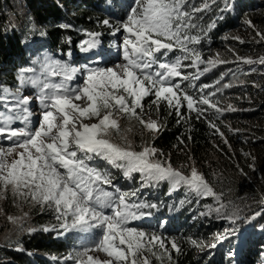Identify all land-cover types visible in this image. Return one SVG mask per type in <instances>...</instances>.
Returning <instances> with one entry per match:
<instances>
[{
	"label": "snow or ice",
	"instance_id": "obj_1",
	"mask_svg": "<svg viewBox=\"0 0 264 264\" xmlns=\"http://www.w3.org/2000/svg\"><path fill=\"white\" fill-rule=\"evenodd\" d=\"M211 3L215 4L216 0ZM233 6V0H223L218 19L223 20V13L231 11ZM209 7L207 0L199 7L192 0H133L117 24L107 19L101 22L112 29V35H123L117 46L121 62L101 67V63L109 62L111 52L100 47L101 33L88 32L90 38L79 47L82 52L100 48L94 53L99 58L96 66L76 67L45 57L34 61L32 67L21 69L15 92L5 89L0 94V142L7 141L0 143V198L10 191L21 202L54 211L57 224L51 230H58L59 235L99 230L98 239L91 245L64 257L66 264L67 261L72 264H152L151 257L161 259L168 252L167 238L155 231L149 233L131 226L133 221L151 216L145 209H154L157 205L134 199L137 191L115 187L111 171L96 166L94 161L105 162L121 171L128 180L138 174L141 187L168 182L173 189L183 185L197 196L221 201V196L196 168L185 174L164 160L163 153L151 144L137 150L121 134L119 125V118L126 117L153 134L159 133L158 121L145 119L143 101L151 96L153 104L165 103L175 113L178 124L186 119L182 111L186 107L190 113H196L197 119H206L208 126L224 137L216 120L225 112L237 109L232 104L221 107L220 101L213 99L219 88L205 90L220 84L227 73L212 85H197L195 81L219 64L264 65V57L254 61L229 49L235 60H225L219 53L205 58L198 46L217 26V20L204 25L198 23L203 19L198 14ZM244 23L255 29L250 20ZM256 35L264 40V33L256 30ZM176 51L180 55L166 59ZM183 69L195 71L184 72ZM78 75L83 83L73 86L71 82ZM231 86L223 84L224 89ZM25 88L33 89L34 95H24ZM33 100L38 111L32 107ZM209 112L215 119L208 117ZM224 142L227 143V139ZM249 167L254 168V164ZM209 210H214L217 218L228 221L231 227L216 233L211 244L189 238L188 242L201 250L215 249L232 239L239 242L247 226L264 217V210L242 216L239 208H229L223 203L215 209L209 206ZM26 217L27 213L8 219L22 225ZM34 230L28 229L29 232ZM260 230L264 231V225H260ZM167 243L180 251L175 239ZM158 249L163 251L158 254ZM99 253H103L104 258L97 255ZM168 258L171 259L170 255Z\"/></svg>",
	"mask_w": 264,
	"mask_h": 264
},
{
	"label": "trees",
	"instance_id": "obj_2",
	"mask_svg": "<svg viewBox=\"0 0 264 264\" xmlns=\"http://www.w3.org/2000/svg\"><path fill=\"white\" fill-rule=\"evenodd\" d=\"M128 1L0 0V94L5 89H17L18 70L39 60V56L43 54H72L77 61L78 45L89 38L86 34L88 32L101 33L99 39L107 44L114 38L112 29L101 22L107 19L114 25L117 19L124 18L123 5ZM13 2L22 10L20 18L17 17L14 23L9 17V13L15 9ZM203 2L205 0H201L196 6H201ZM207 2L209 10L198 14L203 17L198 23L207 25L215 19L217 26L198 46L203 53L210 48L220 47L224 41L221 36L225 32L230 31L239 21L245 20L248 12L263 5V1L259 0H233L232 10L223 13L224 19L219 20V7H223V0H216L215 4L211 0ZM115 11L120 13L116 14ZM30 44L32 48L28 47ZM238 68L231 72L232 79H237L231 87L224 89L217 84L214 88L205 90L216 91L219 88L220 91L216 92L213 99L219 100L221 107L232 104L237 109L225 112L216 120L217 126L224 133L223 138L208 126L206 119H197L196 113H190L186 107L182 109L186 119L178 124V117L165 103L157 106L152 103V99H144L143 103L146 107L154 108L162 122L161 131L149 141L163 153L164 160L176 166L175 168L186 171H189L190 160L208 163V167L212 169L206 168L202 173L214 192L217 195H223L225 191L231 193L232 200L237 202L235 207L239 208L242 216H247L264 210V98H261L264 96V87L260 89L255 86L257 83H264V73L257 67L248 73L238 72ZM219 69L217 65L195 83L214 84L220 79ZM242 82L244 85H241ZM246 95L250 99H244ZM208 117L215 119L211 112ZM225 139L227 143L224 142ZM252 164L254 168L249 167ZM215 169V172H219L218 177H214L215 172L212 173ZM118 174L119 172L113 175L115 185L122 189L123 185L130 184L131 192L137 191L134 199L156 204L155 210L161 219L170 217L178 225L180 233L174 226L176 232L168 231V236H162L167 238L166 243L167 240L175 239L180 251L170 248L164 255L166 262L156 260L153 264H264V258H259L260 250L264 249V231L260 230V225H264V217L258 218L245 231L250 239L244 249L234 250V241L228 240L215 249L197 254L189 244V238L208 240L217 225L207 215L201 214L207 204H210L209 198H201L184 186L173 189L168 182L141 187L140 177L121 181ZM7 195L0 198V201L11 200ZM52 220L49 212L36 214L32 220L34 227H30L34 231H27L12 244L0 245V264H66L64 257L74 251L82 233L59 235L58 230L48 227ZM45 228L50 230L44 231ZM86 234L87 237L93 235ZM230 253L234 255L230 256ZM169 255L171 259L168 258ZM67 264L72 262L67 261Z\"/></svg>",
	"mask_w": 264,
	"mask_h": 264
},
{
	"label": "rangeland",
	"instance_id": "obj_3",
	"mask_svg": "<svg viewBox=\"0 0 264 264\" xmlns=\"http://www.w3.org/2000/svg\"><path fill=\"white\" fill-rule=\"evenodd\" d=\"M200 1L201 0H192V3H194L195 5H199ZM259 1H263L262 7L257 9V10L248 12V15H245V17H244L245 20H250L251 23L253 25H255V29H253L252 27H249V25L245 24L244 23L245 20L239 21L238 24L233 26V28L230 31L225 32L223 34V36H221V38L224 41L222 42L220 47H218L216 49L210 48L209 51L203 53L205 58H208L209 56L214 57L217 53H219L220 56L225 60H229V61L235 60V57L233 56L232 52L229 51V49H234L235 53L238 54L242 58H251L254 61L259 60L260 57H264V40H260V38L256 35V30H259L260 32L264 33V0H259ZM12 5L15 7V9H14L15 13H14V11H11L9 13V17L13 21L12 23H14L16 21L17 17L20 18L22 10L18 5H16V2H13ZM117 22H118V20L115 21V24H117ZM119 35L121 36V34H119ZM225 37H228V39H225ZM236 37H238L239 40L235 39ZM241 40L243 41V43L240 42ZM28 47L32 48V45L30 44ZM82 60L85 61L87 59L83 58ZM118 62H121V61L120 60L117 61L116 58L113 57L109 66H113L115 63H118ZM100 66L103 67L105 65H100ZM218 67L220 68L218 71L220 77L223 73H227V75L224 77V79L220 82V85H222V86L224 83H230L231 85H233L234 83L237 82V79H232L233 76L231 73L237 67H239L237 70L238 72L243 71V72L248 73L249 71H251V69H254L255 67H257L259 70H261V72L264 73V65H261L259 63L247 65V64H243L242 62H237V63H229V64H219ZM229 69H231L232 71H229ZM193 71H194V69H193ZM75 80H73L71 82L73 86L76 84ZM241 85H244V82H242ZM255 86L260 87V89H261L262 87H264V83H261V84L257 83V84H255ZM9 91L15 92L16 89H11ZM207 91H213V89H210ZM23 94L28 95L29 92L26 90L23 92ZM150 98L154 99V97H151V96H150ZM261 98H264V96L262 95ZM244 99H250V97L248 95H246L244 97ZM261 101H263V100H261ZM144 112H145V119L150 118L152 120H156L162 126V122H161L160 118L158 117V115H156V111L154 108L144 106ZM85 122H95V121H85ZM119 125H120L121 134L124 135L128 141H131L132 144L134 146H136L137 150H139L142 145L150 144L149 140L152 138V136L156 135V134H153L152 132L145 130L135 120L130 121L126 117H120L119 118ZM17 126H20V125H17ZM116 139H117V142H120L119 136H117ZM162 158L164 159V157H162ZM201 164H202V168H201ZM208 165L209 164L206 162H200V161L196 162V161L190 160V162L188 163L189 171H186L185 169H180V170H182L185 174H190L191 168L194 167V168H196L198 173L202 174V176L205 178L202 171L206 170V168L209 170L212 169V167H208ZM173 167L175 168L176 166L173 165ZM177 169H179V168H177ZM108 170L113 172V170H115V169L110 167V168H108ZM215 171H216V169L213 170L212 173ZM213 174H214V177L219 176V172H215ZM119 176H120L119 180H121V181L126 180L122 176L121 171H119ZM135 177H139V175L138 174L134 175V178ZM210 181H212V180H210ZM113 184H115V183L113 182ZM210 184L212 185L211 182H210ZM182 186H179L176 189L181 188ZM184 187H186V186H184ZM111 190H113V189H111ZM7 194H8L7 196H9V198L11 200H7V202L0 201V207H1V209H0V222H1V224H0V245H6L8 243H10V244L14 243L16 241V239L20 238L19 236L26 233L28 231V229H30V227H34L32 220L34 219V216L36 214H42L45 212H49V216L52 217L53 220L49 222L48 227L53 228V226L57 224L55 217H53L54 211H52L48 208H42L39 205H35V204L30 203V202H21V201L15 199L12 196L10 191ZM231 195H232L231 193H229V192L227 193V191H225L223 195H220L221 200L223 202L220 201L219 203H223V204L225 203L229 208L235 207L237 205V202H236V200H232ZM199 197H201V196H199ZM201 198H209V202H210V204H207L208 206L206 207V209L204 211H202L201 214L207 215L210 219L215 221L217 224L215 231H213V234L210 235L209 239L208 240H202L206 244H211L214 240V236L216 233H222L225 228H229V227H231V225L226 220L218 219L217 213L214 210L213 211L209 210V206H211L212 209H215L216 207L219 206V203L215 200L214 197H201ZM25 213H27V217L24 220L22 225L15 224L8 219V217H10V216L11 217H22V216H24ZM50 213H53V214L51 215ZM241 215H243V214H241ZM249 229H250V226L247 227V230H249ZM95 231L97 233L99 232V230H95ZM247 236H248V234L244 232L242 239L239 242L236 239H232L234 241L233 249L234 250L244 249L246 247V245L249 243V239H250V238H247ZM95 239H98L97 235L95 238H90L86 242L78 243V247L80 246L78 249H80L82 246H85V245H91ZM166 247H167V249H170L171 244L166 243ZM192 247L196 251L197 254L205 253L204 251L209 250V248H207V247L204 248L205 250L204 249L201 250L199 247H194V246H192ZM78 249L75 248V250H78ZM162 251L163 250L158 249V254H159V252H162ZM260 251H261V253H259V258H260V256H261V258H264V254H263L264 249H261ZM97 255H99L101 258H104L103 253H99ZM151 260H152V264L156 260H159L161 262L167 261L164 258V256L161 259H156V257H151Z\"/></svg>",
	"mask_w": 264,
	"mask_h": 264
},
{
	"label": "bare ground",
	"instance_id": "obj_4",
	"mask_svg": "<svg viewBox=\"0 0 264 264\" xmlns=\"http://www.w3.org/2000/svg\"><path fill=\"white\" fill-rule=\"evenodd\" d=\"M104 39V38H103ZM218 39V38H217ZM215 40V39H214ZM109 41V40H108ZM82 42V41H81ZM34 43V42H33ZM71 43V42H70ZM69 45V44H68ZM72 45V44H71ZM77 46V45H76ZM79 46V45H78ZM63 47V46H62ZM61 47V48H62ZM70 48V47H69ZM51 50V49H50ZM57 50V49H56ZM48 51V50H47ZM58 51V50H57ZM52 52V51H51ZM56 52V51H55ZM69 52V51H68ZM77 52V51H76ZM49 53V52H48ZM54 55V54H53ZM55 56V55H54ZM84 65H90V63H89V61L88 60H82V59H79V65H78V67H82V66H84ZM100 65H102V64H100ZM103 168L104 169H107L108 168V165L107 164H105V165H103ZM115 169V168H114ZM112 173V175H115V174H117L118 173V170L117 169H115V170H113V172H111ZM205 250V249H204Z\"/></svg>",
	"mask_w": 264,
	"mask_h": 264
}]
</instances>
